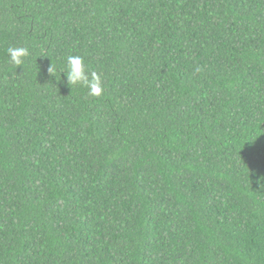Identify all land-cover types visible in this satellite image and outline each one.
I'll list each match as a JSON object with an SVG mask.
<instances>
[{
  "label": "trees",
  "instance_id": "trees-1",
  "mask_svg": "<svg viewBox=\"0 0 264 264\" xmlns=\"http://www.w3.org/2000/svg\"><path fill=\"white\" fill-rule=\"evenodd\" d=\"M0 264H264V0H0Z\"/></svg>",
  "mask_w": 264,
  "mask_h": 264
},
{
  "label": "clouds",
  "instance_id": "clouds-1",
  "mask_svg": "<svg viewBox=\"0 0 264 264\" xmlns=\"http://www.w3.org/2000/svg\"><path fill=\"white\" fill-rule=\"evenodd\" d=\"M8 54L14 64L21 65L23 57L28 55V49L11 47L8 49ZM67 78L70 85L82 84L87 87L92 96H100L104 91L100 76L96 72L91 74L87 72L81 56L76 55L67 58Z\"/></svg>",
  "mask_w": 264,
  "mask_h": 264
}]
</instances>
